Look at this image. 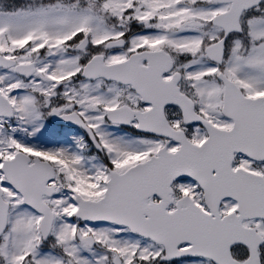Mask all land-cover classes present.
Instances as JSON below:
<instances>
[{
	"label": "snow or ice",
	"instance_id": "1",
	"mask_svg": "<svg viewBox=\"0 0 264 264\" xmlns=\"http://www.w3.org/2000/svg\"><path fill=\"white\" fill-rule=\"evenodd\" d=\"M0 264H264V0H0Z\"/></svg>",
	"mask_w": 264,
	"mask_h": 264
}]
</instances>
